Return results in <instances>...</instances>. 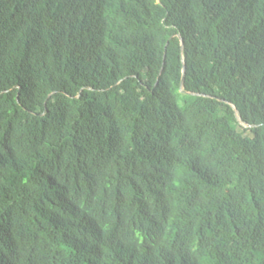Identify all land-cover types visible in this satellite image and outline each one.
<instances>
[{
	"label": "trees",
	"instance_id": "obj_1",
	"mask_svg": "<svg viewBox=\"0 0 264 264\" xmlns=\"http://www.w3.org/2000/svg\"><path fill=\"white\" fill-rule=\"evenodd\" d=\"M0 264H264V0H0Z\"/></svg>",
	"mask_w": 264,
	"mask_h": 264
}]
</instances>
